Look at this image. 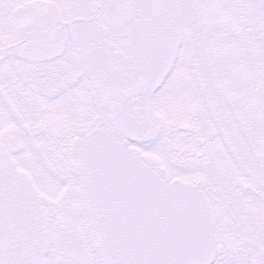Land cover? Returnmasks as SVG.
Wrapping results in <instances>:
<instances>
[{
	"label": "snow or ice",
	"instance_id": "obj_1",
	"mask_svg": "<svg viewBox=\"0 0 264 264\" xmlns=\"http://www.w3.org/2000/svg\"><path fill=\"white\" fill-rule=\"evenodd\" d=\"M0 264H264V0H0Z\"/></svg>",
	"mask_w": 264,
	"mask_h": 264
}]
</instances>
